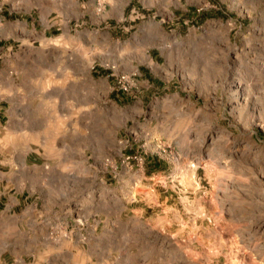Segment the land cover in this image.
Wrapping results in <instances>:
<instances>
[{
	"label": "rangeland",
	"instance_id": "obj_1",
	"mask_svg": "<svg viewBox=\"0 0 264 264\" xmlns=\"http://www.w3.org/2000/svg\"><path fill=\"white\" fill-rule=\"evenodd\" d=\"M0 264H264V0H0Z\"/></svg>",
	"mask_w": 264,
	"mask_h": 264
}]
</instances>
